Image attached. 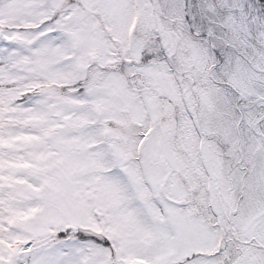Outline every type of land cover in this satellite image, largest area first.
I'll return each instance as SVG.
<instances>
[{
    "label": "snow or ice",
    "instance_id": "snow-or-ice-1",
    "mask_svg": "<svg viewBox=\"0 0 264 264\" xmlns=\"http://www.w3.org/2000/svg\"><path fill=\"white\" fill-rule=\"evenodd\" d=\"M0 264H264V0H0Z\"/></svg>",
    "mask_w": 264,
    "mask_h": 264
}]
</instances>
